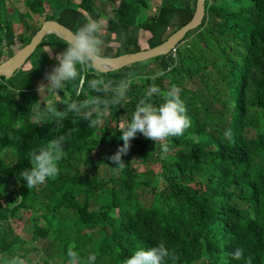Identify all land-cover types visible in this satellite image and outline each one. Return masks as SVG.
Instances as JSON below:
<instances>
[{
  "label": "trees",
  "instance_id": "16d2710c",
  "mask_svg": "<svg viewBox=\"0 0 264 264\" xmlns=\"http://www.w3.org/2000/svg\"><path fill=\"white\" fill-rule=\"evenodd\" d=\"M8 1L0 0L3 48H11L17 41L22 47L31 40L33 35L16 31L20 15L27 20L35 14L44 21L56 19L73 31L86 17L103 15L94 0H23V13L10 11ZM104 1L112 12L105 29L104 53L108 57L141 50L135 48L137 27L150 32L147 48L162 43L191 20L196 7V0L191 7L189 0H161L157 13L151 15L147 11L153 0ZM205 4L206 15L198 27L204 36H197L184 48L178 45L175 56L170 52L107 73L115 80L130 70L138 73L128 103L111 109L95 128L84 120L73 124L69 114L61 131H73L65 146L66 156L59 163L60 174L31 190L20 175L32 167L28 155L57 135L54 120L41 125L33 122L36 85L52 69L51 64L44 57L10 78L0 76V264L26 244L12 226L13 220L22 219L24 210L35 238L52 239L63 264L68 261L69 246H74L81 264L92 253L95 264H123L133 250L155 247L158 241L175 252L177 264H246L248 257L252 264H264V129L259 122L260 116L264 119V0H206ZM121 33L126 36L123 41ZM222 41L228 45L219 46ZM46 46L66 48L64 39L56 34L47 35L35 52ZM218 50L223 64L218 63ZM1 53L0 62L11 56ZM152 65L164 71L155 81L161 89H181L191 127L182 136L169 139L166 159H161L154 141L138 133L122 155L125 166L116 170L109 157L123 145L119 118H130L145 96L153 83L145 79L155 73ZM230 74L237 83L235 97L222 94L218 86ZM194 78L207 87L205 100L185 83ZM89 94L85 84L77 97L70 84L53 102L63 111V100ZM153 102L162 101L153 97ZM226 130L233 134L231 144L223 137ZM140 165L145 170L138 171ZM101 166L107 169L104 175ZM237 247L245 250L244 260L233 259L231 253Z\"/></svg>",
  "mask_w": 264,
  "mask_h": 264
},
{
  "label": "clouds",
  "instance_id": "9594fccd",
  "mask_svg": "<svg viewBox=\"0 0 264 264\" xmlns=\"http://www.w3.org/2000/svg\"><path fill=\"white\" fill-rule=\"evenodd\" d=\"M105 29L106 19L103 16L86 17L85 22L79 24L76 30L64 39L66 44L64 51L55 55L51 49L44 51L58 63L45 73L47 84L41 83L38 86L40 96L42 92L58 94L70 84L77 97L83 92L85 84L91 94L83 99L63 100L66 104L63 111L57 109L56 102H49L42 97L41 99L46 102L43 108L40 102L34 104L33 122L41 125L54 120L56 127L53 131L57 135L40 147L34 148L28 155L32 167L23 170L20 175L30 190L45 184L49 179H55L60 174L59 163L66 156L65 146L70 142L73 131L71 128L66 132L61 131L64 128L63 122L69 114L73 117V124L84 120L88 121L89 128H95L102 123L103 117L111 109L117 106L124 107L128 103V93L138 78V73L130 70L115 80L108 78L105 72L99 70L98 66L110 64V57L104 53ZM119 39L125 40V34L121 33ZM85 73L90 74L91 78H86ZM162 75L164 71L160 70L145 76V79L153 83L147 88L145 96L135 105L130 118H125L119 126L123 145L109 157V160L116 165L114 167L116 170H122L125 166L122 155L127 154L130 141L136 138L138 133L154 141L155 146L160 150L161 159H166L170 153L169 139L182 136L191 127L185 101L180 95L181 89L172 86L163 90L155 83ZM77 81H79L78 85L75 83ZM19 92L20 90L15 91L17 97ZM153 97H158L162 102L154 103ZM223 137L229 144L233 142L231 130H226ZM66 255L68 264H81V257L74 250V246L68 247ZM231 255L237 261L244 260L245 250L237 247ZM178 259L179 257L165 242L158 241L155 247L148 249L141 247L133 250L131 255L123 260V264H177ZM95 261L96 255L92 253L89 254L86 264H95ZM4 264H25V261L19 256H13ZM246 264H252L251 257L246 259Z\"/></svg>",
  "mask_w": 264,
  "mask_h": 264
},
{
  "label": "rangeland",
  "instance_id": "374dc122",
  "mask_svg": "<svg viewBox=\"0 0 264 264\" xmlns=\"http://www.w3.org/2000/svg\"><path fill=\"white\" fill-rule=\"evenodd\" d=\"M96 2V4H100L102 9H103V17L107 20V17H109V15L112 13L111 12V8L109 6V4L107 2H105L104 0H94ZM161 0H153L151 3V7L148 9V14H156L158 11V6L160 4ZM187 5L189 7L194 5V2L192 0L187 1ZM8 8L10 11H14V10H18L19 13H23L26 11V8L24 7L23 4V0H11L8 1ZM49 11H52L51 9H49ZM22 20V21H21ZM17 21V20H16ZM20 21L21 22H16L15 27H16V31L17 32H22L23 34H28V35H33L38 26H40L42 24V22L44 21V17L35 14L32 19H25V17H23L22 15H20ZM24 24V22H26ZM26 24H29L30 26H27ZM174 28L172 27L170 29V31H172ZM135 36L138 38V44L137 46H135V48L137 49H144L147 48V39L150 37V32L137 27L135 29ZM105 34L107 35L108 33L105 31ZM202 35L204 36V30H202L201 28H196L194 33L189 36L186 40L180 42L179 46H181L182 48H184V46H186L187 44H190V42L193 39H197V36ZM227 42L226 41H222L221 45L219 46H227ZM3 49V50H2ZM46 49H51L53 55L62 52L63 50L60 47H44L42 50L38 49L33 56H31V58L26 62V64L24 65V69H29L31 68V66L34 64H39V62L42 60V58L44 59V57L47 59L48 64H51V68L53 66H55L58 61H56L55 59L51 58L48 52H44ZM125 48L122 47V50H124ZM4 51V53H8L10 55H12L13 52V48H3L2 45H0V57L2 55V51ZM194 50H192L191 52H193ZM190 52V51H189ZM218 53H220V59H219V64H223L224 59H223V55L221 53V50H218ZM176 52L173 53V56H175ZM196 54H199V51L196 50ZM196 54H191L193 56H197ZM225 56V55H224ZM142 63V62H141ZM140 63H136L137 66H139ZM143 64V63H142ZM151 70L157 72V67L155 68L153 65L151 66ZM214 75V74H213ZM215 77V75H214ZM168 80H165V82H167ZM212 79H211V83H212ZM44 83L45 85L47 84V80L44 78H42L36 85V91L35 94L37 96V100L38 102H40L41 108H43L46 104L45 101H43L42 99H45L49 102H53L54 100H59L60 97L58 94H54V93H47V92H42L41 96L40 93L38 92V86ZM187 86L194 90L196 92V94L201 98V99H206L208 97V90L207 87L205 86V84L197 78L194 79H188L186 82ZM218 86L223 89L222 94L228 95V96H232L236 93L237 91V83H235V78L233 76H231L230 74V78L229 80H227L226 82H224L223 84L218 83ZM42 97V99H41ZM235 97V95L233 96ZM215 106L218 108L220 107L219 103H216ZM126 118V115H122L119 119L120 123H122ZM259 122L261 125V129H264V119H262V117H259ZM251 134L254 133V129L251 128L250 130ZM97 156V153H96ZM257 163H260V158L256 159ZM155 169L159 168L158 165L154 166ZM138 171H143L145 170L144 166L140 165L137 166L136 168ZM100 172L102 175H104L107 172V169L105 168V166H101L100 167ZM159 184H162V182H160ZM12 226L15 230L16 233L20 234V236L26 241V244L22 246V249L19 250L16 254V256H19L20 258H22L25 261V264H46V262H48L47 264H63V256L60 255L59 249L56 247L55 242H53L52 239L47 240V239H42V238H35L34 235V231H33V224L27 220V211L24 210L22 212V219H15L12 221ZM13 256L12 255H8L6 257V260L11 259ZM5 260V261H6ZM68 264V261L65 263ZM200 264V263H198Z\"/></svg>",
  "mask_w": 264,
  "mask_h": 264
},
{
  "label": "water",
  "instance_id": "95a60500",
  "mask_svg": "<svg viewBox=\"0 0 264 264\" xmlns=\"http://www.w3.org/2000/svg\"><path fill=\"white\" fill-rule=\"evenodd\" d=\"M205 3L206 0H196L195 12L191 20L175 30L162 43L154 47L126 52L118 56L110 57V64L98 66L99 70L107 74L110 71L119 70L132 64L141 63L158 56L169 54L177 48L189 31L198 28L202 24L206 15ZM71 32L74 31L56 19L45 20L27 44L20 47L6 60L0 62V76L10 78L16 71L23 68L30 56L35 52L38 45L47 35L56 34L60 38L66 39Z\"/></svg>",
  "mask_w": 264,
  "mask_h": 264
},
{
  "label": "built area",
  "instance_id": "2783aa9c",
  "mask_svg": "<svg viewBox=\"0 0 264 264\" xmlns=\"http://www.w3.org/2000/svg\"><path fill=\"white\" fill-rule=\"evenodd\" d=\"M20 45H21V43L17 41L16 44L12 46L13 50H15L16 48H19ZM175 50H176V49H175ZM175 50H173L172 52L174 53Z\"/></svg>",
  "mask_w": 264,
  "mask_h": 264
}]
</instances>
